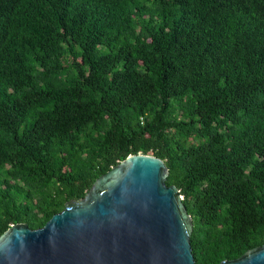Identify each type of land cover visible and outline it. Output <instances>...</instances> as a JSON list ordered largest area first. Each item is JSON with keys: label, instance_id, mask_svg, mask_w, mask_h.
I'll list each match as a JSON object with an SVG mask.
<instances>
[{"label": "trees", "instance_id": "16d2710c", "mask_svg": "<svg viewBox=\"0 0 264 264\" xmlns=\"http://www.w3.org/2000/svg\"><path fill=\"white\" fill-rule=\"evenodd\" d=\"M140 153L196 264L264 244V0H0V236Z\"/></svg>", "mask_w": 264, "mask_h": 264}, {"label": "water", "instance_id": "95a60500", "mask_svg": "<svg viewBox=\"0 0 264 264\" xmlns=\"http://www.w3.org/2000/svg\"><path fill=\"white\" fill-rule=\"evenodd\" d=\"M169 171L152 155H130L39 229L11 225L0 264H196L193 221ZM220 264H264V244Z\"/></svg>", "mask_w": 264, "mask_h": 264}]
</instances>
